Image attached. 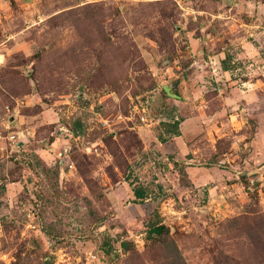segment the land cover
Wrapping results in <instances>:
<instances>
[{"label":"rangeland","instance_id":"obj_1","mask_svg":"<svg viewBox=\"0 0 264 264\" xmlns=\"http://www.w3.org/2000/svg\"><path fill=\"white\" fill-rule=\"evenodd\" d=\"M0 264H264V0H0Z\"/></svg>","mask_w":264,"mask_h":264},{"label":"trees","instance_id":"obj_2","mask_svg":"<svg viewBox=\"0 0 264 264\" xmlns=\"http://www.w3.org/2000/svg\"><path fill=\"white\" fill-rule=\"evenodd\" d=\"M228 58L222 62V69L226 72H230L231 69L227 65ZM180 123L174 122L173 124H165L164 127L166 129L167 135H175L180 136V130H179ZM161 140V139H160ZM166 140H161V142H165ZM127 182L131 185L134 196L137 200L145 201L147 199V193L146 190L143 187L137 186L134 184V182L130 181V178H126ZM167 232V229L165 226H156L153 227L149 232V236H161L164 233Z\"/></svg>","mask_w":264,"mask_h":264},{"label":"crops","instance_id":"obj_3","mask_svg":"<svg viewBox=\"0 0 264 264\" xmlns=\"http://www.w3.org/2000/svg\"><path fill=\"white\" fill-rule=\"evenodd\" d=\"M227 18H229V17H227ZM248 26V25H247ZM249 26H251L250 28L251 29H256L255 31H254V34H253V36H254V40L253 39H248V40H246V42H248L247 43V46H245V48H243V49H245V53H246V55H248V52L250 51V50H253L254 52L255 51H257V50H255L256 48H255V46H254V44H253V42L254 41H257V43H259L258 41L261 39V37H262V31L261 32H259L258 31V26H252V25H249ZM253 53V52H252ZM256 54H259L260 55V53L257 51V52H255ZM256 54H252V56L250 55V57L251 58H253L254 59V61H256V62H261L262 61V59L260 58V61H258V59L256 58Z\"/></svg>","mask_w":264,"mask_h":264}]
</instances>
